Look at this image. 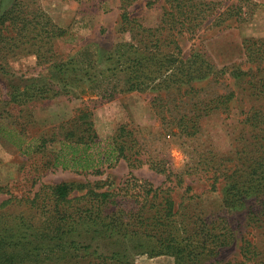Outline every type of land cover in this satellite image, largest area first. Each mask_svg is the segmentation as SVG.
Listing matches in <instances>:
<instances>
[{
  "label": "rangeland",
  "instance_id": "1",
  "mask_svg": "<svg viewBox=\"0 0 264 264\" xmlns=\"http://www.w3.org/2000/svg\"><path fill=\"white\" fill-rule=\"evenodd\" d=\"M150 1L152 5H148ZM206 1L215 3V12L224 13L223 20L219 21L214 14L196 36L180 33L179 45L185 61L194 64L202 55L211 72L219 74L220 81L215 83L210 79L161 92H139L125 91L124 76H117L115 70L120 69L121 61L124 64L127 57L134 56L142 42L165 37L169 29L164 24L169 8L165 0H0V203L11 197L23 199L22 204L13 202L6 211L8 215L0 221H7L13 228L23 219L41 222L44 208L35 210L26 201L32 200L43 186L60 183L98 184L117 193L122 209L140 208L141 204L134 203L133 196L139 190L132 185V176L159 187L165 182V175L144 162L131 169L125 160L117 164L101 163L100 174L82 168L64 169L61 162L55 165L60 149L61 155L69 151L61 142L95 133L100 144L91 152L95 159H103L97 154L105 152L121 127L129 126V130L137 133L134 135L154 143L153 147L149 146L153 156L166 155L172 168L181 172L190 156L174 137L167 142L158 141L164 140L163 121L154 106L166 96L165 103L176 100L177 104L185 100L193 103L199 95L206 96L203 92L184 95L190 87L204 89L207 98L211 90L235 93L230 113L207 118L202 137L189 141V145L227 154L225 158L232 156L243 129L240 123L243 114L255 103L248 81L264 76V64L259 66L246 55L247 41L264 40V0ZM125 8L135 20L128 25L122 19ZM68 59L90 61L97 76L93 80L96 87L91 86L84 94L71 95L61 91L59 83H54L59 93L53 96L30 99L17 96V91L28 85L26 81L34 82L32 77L50 81L59 76L58 69L51 66ZM101 71L105 72L104 77L98 76H102ZM186 185L192 186L193 194L197 195L194 203L201 202L206 209L223 213L221 194L209 192L204 178L189 177ZM85 191L76 188L73 195ZM183 194L184 188L178 189L179 201ZM40 196L39 204L45 197ZM225 214L235 230V242L221 250L219 258L234 261L240 258L242 237L260 242L264 236L248 226V209ZM114 247L100 246L98 253L110 252ZM84 251L79 248L81 254ZM143 252L132 249L134 264H175L173 257H150ZM60 264H74V261Z\"/></svg>",
  "mask_w": 264,
  "mask_h": 264
},
{
  "label": "trees",
  "instance_id": "2",
  "mask_svg": "<svg viewBox=\"0 0 264 264\" xmlns=\"http://www.w3.org/2000/svg\"><path fill=\"white\" fill-rule=\"evenodd\" d=\"M165 1L169 4L164 23L169 29L165 37L142 42L134 56L127 57L124 64L121 61L120 69L115 70L117 76H124L125 91L161 92L210 79L215 83L220 81L219 74L211 72L212 68L202 55L194 64L184 60L178 37L182 32L196 36L214 14L220 21L224 13L215 12V3L206 0ZM148 5H152V1ZM124 10L125 25L134 22L126 8ZM246 55L251 62L263 65L264 40L247 41ZM91 64L90 61L68 59L53 65L51 67L58 69L59 76L50 81L32 77L34 82L26 81L28 85L20 88L16 95L28 99L53 96L59 93L54 83H59L61 91L68 94H84L91 86L96 87L93 80L97 76ZM101 72L102 76L97 75L104 77L105 72ZM248 82H251L255 103L243 114L239 143L228 158L216 149L189 145V141L202 137L207 118L230 113V104L235 98V93L230 90L224 93L211 90L212 94L207 98L204 89L190 87L184 95L203 92L206 96L199 95L193 103L185 100L182 102L185 107L176 100L168 101L174 104L170 107L171 103H165L167 96L161 98L159 104L157 100L154 107L163 121L164 131V140L158 141L167 142L174 137L190 156L181 172L172 168L166 155L153 156L149 146L153 147L154 143L134 135L135 131L129 130V126L121 127L105 152L97 154L103 159H95L91 152L100 144L95 133L61 142L69 151L61 155L60 149L55 165L61 162L64 169L82 168L100 174L104 162L117 164L125 160L131 169L144 162L155 172L165 175L166 180L155 187L149 181L132 176V185L139 190L133 196L134 203L141 204L135 210L122 209L117 193L98 184L43 186L32 200L26 201L35 210L44 208L41 222L23 219L13 228L7 221H0V264H60L68 261H74V264H134L130 255L132 249H142L143 254L150 257H173L175 264H207L209 260H212L209 264H264V241L262 244L248 236L241 239L239 259L225 261L219 258L220 251L235 242V230L225 213L248 209V226L264 236V76H255ZM189 147H192L191 151ZM192 176L204 178L209 192L221 194L222 214L206 209L201 202H193L197 195L193 194L192 186H185L186 179ZM76 188L86 191L74 196ZM181 188H184V194L179 201L180 196L176 193ZM40 194L45 196L41 204L38 203ZM13 202L22 204L23 199L11 197L1 202L0 219L8 215L6 211ZM98 244L103 248L115 247L99 254ZM79 248L85 251L81 254Z\"/></svg>",
  "mask_w": 264,
  "mask_h": 264
},
{
  "label": "clouds",
  "instance_id": "3",
  "mask_svg": "<svg viewBox=\"0 0 264 264\" xmlns=\"http://www.w3.org/2000/svg\"><path fill=\"white\" fill-rule=\"evenodd\" d=\"M173 151L175 152V151H177L176 149H173Z\"/></svg>",
  "mask_w": 264,
  "mask_h": 264
}]
</instances>
